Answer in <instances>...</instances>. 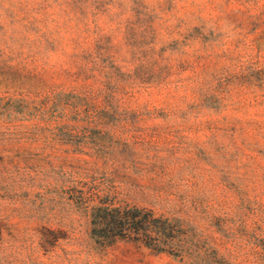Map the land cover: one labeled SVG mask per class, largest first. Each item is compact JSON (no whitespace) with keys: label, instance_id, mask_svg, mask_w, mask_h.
Listing matches in <instances>:
<instances>
[{"label":"rangeland","instance_id":"rangeland-1","mask_svg":"<svg viewBox=\"0 0 264 264\" xmlns=\"http://www.w3.org/2000/svg\"><path fill=\"white\" fill-rule=\"evenodd\" d=\"M0 264H264V0H0Z\"/></svg>","mask_w":264,"mask_h":264},{"label":"trees","instance_id":"trees-1","mask_svg":"<svg viewBox=\"0 0 264 264\" xmlns=\"http://www.w3.org/2000/svg\"><path fill=\"white\" fill-rule=\"evenodd\" d=\"M79 206L88 216L93 236L140 241L159 252L170 246L172 230L166 218L154 217L150 211L134 206L120 205L94 192L80 200Z\"/></svg>","mask_w":264,"mask_h":264}]
</instances>
